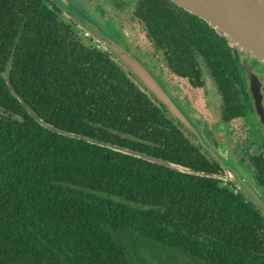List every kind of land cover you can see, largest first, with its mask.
<instances>
[{
    "label": "trees",
    "instance_id": "1",
    "mask_svg": "<svg viewBox=\"0 0 264 264\" xmlns=\"http://www.w3.org/2000/svg\"><path fill=\"white\" fill-rule=\"evenodd\" d=\"M134 8L175 74L209 78L222 119H248L226 38L168 0ZM254 152L250 177L264 191ZM190 171L221 175L55 5L0 0V264H264V215L232 184Z\"/></svg>",
    "mask_w": 264,
    "mask_h": 264
},
{
    "label": "water",
    "instance_id": "2",
    "mask_svg": "<svg viewBox=\"0 0 264 264\" xmlns=\"http://www.w3.org/2000/svg\"><path fill=\"white\" fill-rule=\"evenodd\" d=\"M57 7L63 17L70 20L80 32L85 33L102 51L109 54L133 77L141 87L168 113L191 137L196 145L221 170V175L190 171L192 174L230 183L245 199L264 215V191L257 187L250 175L238 168L226 153L219 152L199 129L186 110L175 101L155 75L130 49L124 33L109 19L95 16L81 0H47ZM186 12L202 19L216 33L227 39L228 44L240 53L249 55L264 66V0H168ZM248 86L256 115L264 121V108L260 83L249 72ZM62 134V132L56 131ZM64 135H67L64 133ZM133 156L153 162L159 160L133 153ZM180 171H189L172 164Z\"/></svg>",
    "mask_w": 264,
    "mask_h": 264
},
{
    "label": "flooded vegetation",
    "instance_id": "3",
    "mask_svg": "<svg viewBox=\"0 0 264 264\" xmlns=\"http://www.w3.org/2000/svg\"><path fill=\"white\" fill-rule=\"evenodd\" d=\"M82 1L85 4L87 3V0H82ZM136 1L137 0H130L131 4H128V6L131 5L132 11L129 12L130 14L127 16V18H125L127 21L120 18L119 12L123 13V11H120L119 10L121 8V7H119L120 5H118V3H114V1H112V0H105V2H107V7L106 8L101 5L103 0H100V5H98L96 10H94V11L97 14H99L100 18L108 17L106 19H109V20H110V18H113L114 19V23L117 25L116 27L118 29H120L124 33L125 37H127V33L124 30H122V29L127 28V27L131 28L132 26L128 24L129 22L132 23V25L139 26L140 30L143 32V35H144V37L146 39V42L148 43V45L150 46V48L152 50L151 54H153V55L149 56L148 59H146L139 53L141 55V56L139 55V57L141 58V61L146 66H148L149 68L152 69V71L154 72L155 76H157V78L161 81L163 87L169 93H170V91L171 92L174 91L173 92L174 93V97L172 95L171 96L175 99V101L177 103L180 104V102H181L183 105L186 104L187 103L186 102V96H187V94L190 93L189 91H191V90H202L203 91V90L209 89L211 91L210 92L208 91L209 95H206L207 97L214 98L213 94L216 93V96H218V98H219V104L216 103L217 104L216 114L219 116V121H218L219 122L218 123L219 126H223L225 128L232 121L242 120L245 123V125L249 127V131H251V133H252L251 136L253 137V139L262 141L264 139V133L262 132L263 128H264V121L261 122L259 117L255 113V109H254V106H253V100H252L250 92H249L248 76H247V73L243 70V61L246 62V65L249 68V72L254 74L257 77V79H258V81L260 83V92H261V95H262V106H263V108H264V66H262V64L259 63L257 60L252 59L247 54H243V53H237L236 54V59L240 62V69H241L240 76L243 77V79L245 81L244 83H246V90L249 93V98H250V102H251V105H252L253 112L248 116V119L235 118V119H230L228 121H224L222 119V109H225V107H224V105H223V103L221 101L220 94L218 93L216 87L214 86V82L212 80H210L209 78H207V79H203L202 78L203 79V80H201L202 85H193L189 81L188 77L179 76V75L175 74L171 70L169 63L167 62L168 59L165 57L166 56L165 55V51L164 50H158L154 46V43L148 38L146 32L144 31V29L142 27L143 26V22L140 20L139 17L136 16V14L134 12V10H135L134 7H135V2ZM136 54H138L137 51H136ZM155 67H156V69H155ZM172 80L173 81L181 80L180 82H182L181 83L182 87L185 86L187 91L178 89L174 84H172V82H173ZM212 98H210V99H212ZM241 105L244 106L242 102H241ZM182 107L185 110H186V108L188 109V107L185 106V105L182 106ZM255 117H256V120H255ZM196 120H194V121L198 124L199 129L201 131H203L208 138L209 137L212 138V133L215 131V129L218 130V128H219V127L218 128H214L213 125L215 123H213L212 124L213 128L211 127L208 130H206V129H204L205 126L203 125V123H201L200 119L197 118ZM249 120H251V121H249ZM216 139H217V137H215V139L213 138L212 140L217 142ZM216 142H213L212 144H214ZM217 147L220 148L221 146L217 145ZM263 148H264V144H263L262 149ZM251 157H249L250 158V164L249 165H253V160L251 159ZM230 158H232V161L235 162L234 164H238L241 168L242 167H246V168L249 167V165H245V164L242 163V159H234V156L233 157L231 156ZM248 174L250 175V173H248Z\"/></svg>",
    "mask_w": 264,
    "mask_h": 264
},
{
    "label": "rangeland",
    "instance_id": "4",
    "mask_svg": "<svg viewBox=\"0 0 264 264\" xmlns=\"http://www.w3.org/2000/svg\"><path fill=\"white\" fill-rule=\"evenodd\" d=\"M82 3L95 16H99V14H97L94 10H96L98 5H100V0H87L86 4L83 1H82ZM101 5L106 8L107 2H105V0H103ZM119 5H120L119 7H121L119 10L123 11V13L119 12V16L121 19L126 20L125 18H127V16L130 14L129 12L132 11V7H131V5L128 6L127 3H123V2H120ZM106 18H108V17H105V19ZM110 20L114 23L113 18H110ZM128 24L131 25L132 27L131 28L127 27V28L122 29L127 33V37L125 39L127 45L130 47V49L135 54H136V51L138 52V54H136L138 57L141 54L144 58L148 59V57L153 55V54H151L152 50H151L150 46L148 45V43L146 42V39L143 35V32L140 30L139 26L132 25V23H130V22ZM81 33H83V32H81ZM148 69L154 74V72L152 71L151 68L148 67ZM155 69H156V67H155ZM155 77L157 78V76H155ZM157 80L161 83V81L158 78H157ZM180 81L181 80H175L172 82V84H174L178 89L187 91L185 86L182 87V85H181L182 82H180ZM208 91L210 92L211 90L207 89V90H203V91L202 90H191V91H189L190 93L187 94V96H186V102L187 103L184 105L188 107V109L186 108V112L188 113V115L194 120H196L197 118L200 119L201 123H203V125L205 126V127L203 126L204 129L208 130L209 128L212 127L213 123H215L213 125L214 128L219 127L218 130L215 129V131L212 133V138L211 137L208 138L205 135V133L202 131L203 134L207 137V139H209V141L211 143L216 142L212 139L213 138L215 139V137H217V139H216L217 142L214 143L212 146L215 147L221 153L227 152L229 157L234 156V159H242V163L245 165L250 164V158L249 157L256 154V152H254V151H255V147L257 146L260 149V152H257V153H260L264 159V148L262 149V147H263L262 141L253 139V137L251 136L252 133H251V131H249V127L246 126L242 120L232 121L225 128L223 126L218 125L219 116L216 114V109H217L216 103L219 104V98H218V96H216V93L213 94L214 98L207 97L206 95H209ZM173 92L170 91V94L174 97ZM210 98H212V99H210ZM180 105L184 106L181 102H180ZM255 120H256V117H255ZM262 132L264 133V128H263ZM217 145H219L221 147L218 148ZM231 160H232V158H231ZM232 162L235 163L234 161H232ZM236 166H238L239 169L241 168L238 164H236ZM248 168H251V165H249ZM248 168L242 167V169L245 172L251 174V171Z\"/></svg>",
    "mask_w": 264,
    "mask_h": 264
},
{
    "label": "built area",
    "instance_id": "5",
    "mask_svg": "<svg viewBox=\"0 0 264 264\" xmlns=\"http://www.w3.org/2000/svg\"><path fill=\"white\" fill-rule=\"evenodd\" d=\"M85 36H87L85 33H84Z\"/></svg>",
    "mask_w": 264,
    "mask_h": 264
}]
</instances>
